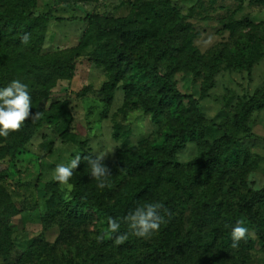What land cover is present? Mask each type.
<instances>
[{
    "label": "trees",
    "instance_id": "trees-1",
    "mask_svg": "<svg viewBox=\"0 0 264 264\" xmlns=\"http://www.w3.org/2000/svg\"><path fill=\"white\" fill-rule=\"evenodd\" d=\"M35 8L36 0H0V88L20 79L32 96L30 116L22 127L0 137V161H12L33 139L47 115L39 102L55 81L69 77L73 70V56L38 57L46 23L61 20L49 14L36 16ZM75 20L88 26L75 56L91 45L87 59L106 72L107 81L99 91L103 102L111 103L115 86L122 82L125 106L140 107L151 116L157 133L163 134L159 145L147 142L134 155L128 157L135 149L116 163H105L108 175L101 180L91 177L87 160L82 159L74 170V204H61L57 192H50L46 204L66 226L62 241L78 238L80 227L90 220L77 208L94 209L107 231L108 217L119 218V232L106 234L107 238L91 245L78 264H236L235 255L247 242L242 239L233 247L231 229L237 221L246 222L264 251V189L250 188L247 176L255 162L243 147L245 138H253L245 126L250 110L262 108L264 101L251 98L240 106L234 115V131L204 123L198 100L177 90L173 73L185 69L208 81L216 69L201 63L191 37L172 55V35L181 26L179 8L172 0H137L131 13L120 19L102 13L70 18ZM239 25L235 23L232 29ZM25 33L30 36L28 44L21 43ZM165 58L171 62L177 58L167 71L159 64ZM37 112L39 117L32 119ZM241 133L242 138L238 137ZM188 143L195 144L198 156L182 165L175 153ZM99 183L105 186L100 188ZM157 202L163 204L159 231L143 238L135 236L125 217L138 206ZM17 213L15 202L0 184L2 257L10 255V222ZM71 229L74 234L69 235ZM121 234L127 239L117 244L116 237ZM30 259L31 264H56L51 258Z\"/></svg>",
    "mask_w": 264,
    "mask_h": 264
},
{
    "label": "rangeland",
    "instance_id": "rangeland-1",
    "mask_svg": "<svg viewBox=\"0 0 264 264\" xmlns=\"http://www.w3.org/2000/svg\"><path fill=\"white\" fill-rule=\"evenodd\" d=\"M136 1L36 0V16L49 14L61 20L46 23L38 57L56 55L75 59L71 75L55 81L46 98L39 102L47 113L39 131L15 153L12 161L10 158L0 161L3 176L0 184L18 210L10 222L12 249L10 255H0V264H31L30 258L36 261L37 257L51 258L56 264H78L85 250L101 240L98 237L107 238L108 231L103 227L105 221L98 219L94 209L77 208V212H84L90 220L85 227H80L78 238L61 240V232L66 228L64 220L50 210L46 200L50 192L56 191L61 204H74L76 189L74 171L69 183L61 185L53 179L55 167L66 164L76 154L85 157L98 151L107 153L104 163L112 164L133 149L136 151L128 157L134 155L142 144L161 143L163 134L157 133L151 116L140 107L125 106L122 82L115 86L111 103L103 102L99 91L107 77L102 67L87 59L86 53L92 46L84 48L78 56L74 52L88 26L70 18L106 13L112 19H120L131 13ZM172 1L179 8L181 23L169 45L172 55L180 52L182 44L191 37V45L201 57V63L207 69H216L208 81L185 69L175 71L176 88L181 94L198 100L205 124L225 125L234 131V115L240 106L251 98L264 101V0ZM237 22L240 25L232 29ZM176 60L171 62L165 58L159 63L160 68L167 71ZM245 126L253 138H245L243 147L255 162L247 176L248 183L252 190L261 191L264 189V106L250 110ZM243 136L241 133L238 137ZM197 156L198 149L193 143L175 153L182 165ZM243 225L248 228L245 221ZM72 234L71 229L69 235ZM244 242L235 255V263L264 264V251L249 228Z\"/></svg>",
    "mask_w": 264,
    "mask_h": 264
},
{
    "label": "clouds",
    "instance_id": "clouds-1",
    "mask_svg": "<svg viewBox=\"0 0 264 264\" xmlns=\"http://www.w3.org/2000/svg\"><path fill=\"white\" fill-rule=\"evenodd\" d=\"M30 36L25 33L21 37V43L28 44ZM32 108V96L29 86L20 79L12 80L6 87L0 88V137H7L10 132L19 130L24 124L26 118L30 116ZM39 113L32 114L31 118H38ZM107 153L101 154L99 151L91 156L82 157L80 154L73 156L66 164H58L53 173V179L61 185H67L73 176V171L77 169L82 159H86L91 169V177L101 180L108 175V168L104 163V157ZM105 185L99 183L98 187ZM163 208L161 203H147L136 207L131 211L125 220L128 222L129 229L137 237H147L159 231L163 218L159 215V210ZM108 233H118L121 227L119 218L111 216L107 219ZM248 228L241 221H237L231 229V239L233 247L238 242L246 238ZM103 239V236L98 237ZM127 239L126 234L116 237V243H123Z\"/></svg>",
    "mask_w": 264,
    "mask_h": 264
}]
</instances>
